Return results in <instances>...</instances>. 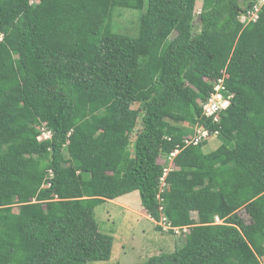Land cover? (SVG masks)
I'll list each match as a JSON object with an SVG mask.
<instances>
[{"label":"trees","instance_id":"obj_1","mask_svg":"<svg viewBox=\"0 0 264 264\" xmlns=\"http://www.w3.org/2000/svg\"><path fill=\"white\" fill-rule=\"evenodd\" d=\"M36 1L0 0V264L108 260L94 209L135 191L187 227L139 264H261L264 5L243 23L258 0ZM115 7L143 15L137 37L112 32ZM222 77L213 123L200 103Z\"/></svg>","mask_w":264,"mask_h":264},{"label":"rangeland","instance_id":"obj_2","mask_svg":"<svg viewBox=\"0 0 264 264\" xmlns=\"http://www.w3.org/2000/svg\"><path fill=\"white\" fill-rule=\"evenodd\" d=\"M36 2L38 1L31 0L33 5ZM200 5L201 0H198L195 9L196 14L199 13ZM142 19L143 15L139 11L115 7L113 9L111 30L115 33L137 37L141 32ZM195 21L198 20L195 19ZM131 108L138 113L136 114L135 130H139L140 115L138 104H133ZM48 136L49 134L44 132L40 136V139ZM219 144L220 141L217 137L209 138L204 146V150L205 152L212 151ZM159 162L163 163L160 159ZM170 164L171 161L168 165ZM113 201H105L94 209V217L98 223L99 231L110 235L113 239L111 255L108 260L88 261L86 264L143 263L153 255L172 252L175 248L176 235L181 239L184 238L181 233L174 236L154 229L155 225L160 223L161 217H164V215L161 214L159 221H152L153 219L147 215L150 220L141 208L137 191ZM241 213L242 210L239 211L240 215ZM261 264H264V258L261 259Z\"/></svg>","mask_w":264,"mask_h":264},{"label":"built area","instance_id":"obj_3","mask_svg":"<svg viewBox=\"0 0 264 264\" xmlns=\"http://www.w3.org/2000/svg\"><path fill=\"white\" fill-rule=\"evenodd\" d=\"M264 5V0H258L252 10H249L246 14H243L240 17V21L243 23L249 22V21H255L258 16V11L260 7ZM212 92L210 93L208 99L205 102L200 103V106L202 108L203 115L205 117L211 118V121L213 123L219 122V113L220 110L225 109L229 104V98L232 95H228V97L224 98L222 95V92L225 91V87L223 86V77L219 78L216 82L213 83ZM208 132L206 130L196 129L195 133L193 134V137L186 141V143L192 142L193 144L198 143L203 138L207 137ZM176 152V151H175ZM175 154V153H174ZM174 154L172 156H174ZM171 165L167 166L163 170V175L160 178L161 186L164 185V178L166 172L169 170V167ZM165 217H161V221L158 225L162 227V230L167 231L168 229H172L174 234H182L186 233L187 227H174L171 228L170 225L166 222ZM220 221L216 218V223ZM178 236V235H176Z\"/></svg>","mask_w":264,"mask_h":264},{"label":"crops","instance_id":"obj_4","mask_svg":"<svg viewBox=\"0 0 264 264\" xmlns=\"http://www.w3.org/2000/svg\"><path fill=\"white\" fill-rule=\"evenodd\" d=\"M130 194H131V193H129V194L125 195V196H128V195H130ZM125 196H121V197H119L118 200L121 199L122 197H125ZM106 201L109 202V201H113V200H106ZM113 202H114V201H113ZM122 208H124V207H122ZM144 214H145V213H144ZM146 216H147V214H146ZM147 217H148V216H147ZM148 218H149V217H148ZM149 219H150V218H149ZM150 220H151V219H150ZM152 221H153V220H152Z\"/></svg>","mask_w":264,"mask_h":264},{"label":"clouds","instance_id":"obj_5","mask_svg":"<svg viewBox=\"0 0 264 264\" xmlns=\"http://www.w3.org/2000/svg\"><path fill=\"white\" fill-rule=\"evenodd\" d=\"M176 152H177V151H176ZM176 152H175V153H176ZM174 155H175V154H174Z\"/></svg>","mask_w":264,"mask_h":264}]
</instances>
